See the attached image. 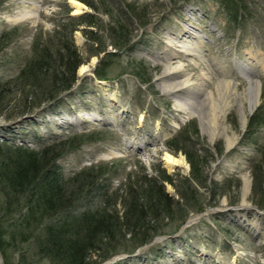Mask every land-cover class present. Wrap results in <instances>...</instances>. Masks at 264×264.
Masks as SVG:
<instances>
[{
  "label": "rangeland",
  "instance_id": "1",
  "mask_svg": "<svg viewBox=\"0 0 264 264\" xmlns=\"http://www.w3.org/2000/svg\"><path fill=\"white\" fill-rule=\"evenodd\" d=\"M78 1L85 6L80 15H92L94 24L72 20L77 14L69 0H0V143L64 146L57 151L60 176L98 182L63 219L97 205L121 216L130 186L170 177L166 191L190 214L184 226L178 229L184 214L176 207V221L157 223L164 234L132 254L104 262L94 256L98 264H264V195L254 192L256 175L264 181V0ZM118 39L122 49L113 45ZM63 47L83 60L75 85L23 113L40 89L24 87L19 75L45 50L53 67L43 88L57 89L55 79L60 85L71 78L56 60ZM178 64L182 71L165 77ZM186 78L191 91L167 93L166 83ZM226 82L232 88L225 92ZM257 89L259 103L250 113V92ZM209 94L231 106L214 125H225L227 134L214 140L199 117ZM227 135L236 139L231 147ZM179 148L203 162L207 183L196 186L198 193L184 188L191 165ZM166 154L180 163L168 164ZM201 206L203 212L194 211ZM10 219L2 223L12 225ZM7 243L9 263L0 249L2 264H19L21 255L30 264H52L32 244Z\"/></svg>",
  "mask_w": 264,
  "mask_h": 264
},
{
  "label": "trees",
  "instance_id": "2",
  "mask_svg": "<svg viewBox=\"0 0 264 264\" xmlns=\"http://www.w3.org/2000/svg\"><path fill=\"white\" fill-rule=\"evenodd\" d=\"M90 6L94 8L91 4ZM229 9L231 13V8ZM72 20L94 24L92 15L86 17L79 14L72 17ZM120 29L123 30L124 27ZM122 42L118 39L115 43L113 41V45L122 49L126 45ZM56 60L60 62V68L65 66L62 75H71L66 82L60 81V85H57L58 81L55 79L51 88L57 89L47 91L46 87L43 88L42 82L50 67H53V56L45 50L19 75L17 81L24 83V87L40 89L35 96L29 95L31 102H24L23 113L30 112L40 103L56 99L58 94L54 91L58 90L61 94L75 85L76 72L83 65L77 52L67 47L57 48ZM96 75L98 79L106 80L100 71ZM4 88L0 85L1 99ZM63 147L59 145L55 149L46 146L35 150L24 144L0 143V214H3V220L9 221L11 218L13 223L6 226L0 219V249L8 263L7 240L11 238L12 241L20 239L23 243L32 244L41 257L47 258L52 264H98L92 261L94 256L104 262L118 253L132 254L139 247L149 244L156 236L164 234L157 223L164 217L176 221V207H180L184 214L185 209L181 206L185 205L175 203L165 189L164 183L172 184L170 177L161 180L145 177L139 185L130 186L121 198V216L114 214L107 205H97L85 209L81 214L63 219L72 205L82 201L87 194L99 187L97 181H81L82 175L69 182L60 176L63 172L56 161L61 154L57 151H62ZM179 151L186 155L191 165V175L182 180L184 188L198 193L196 186L203 188L207 183L203 162L193 159L185 148H179ZM255 181L254 192L257 195L260 189V194L264 195V181H259L257 175ZM84 193L86 194L81 198ZM180 195L185 199L183 192ZM259 204L263 207L264 201ZM204 209L201 206L194 211L201 213ZM189 216L186 213L181 217L178 229L184 226ZM19 264L30 263L21 255Z\"/></svg>",
  "mask_w": 264,
  "mask_h": 264
},
{
  "label": "bare ground",
  "instance_id": "3",
  "mask_svg": "<svg viewBox=\"0 0 264 264\" xmlns=\"http://www.w3.org/2000/svg\"><path fill=\"white\" fill-rule=\"evenodd\" d=\"M69 2L75 8L74 9V14H81L83 9L85 8V6L82 3H80L78 0H69ZM186 33H189V32H186ZM190 46L193 49H195V50L197 48V46L196 47H194L193 45H190ZM84 69L85 68H82V71ZM182 69H183V65L182 64H178L176 67H173L171 69L169 68L165 72V77H168V76H171L172 74L181 72ZM230 84H231L230 82H226V84H225V92L228 91V89L231 87ZM165 88H166L167 93H177V92H179L181 90H186V89L191 91L190 90V88H191L190 79L186 78V79H184L182 81H179L177 83H170V84L166 83ZM250 94L252 96V102H251V105H250V113H251L254 110V108L257 107V105L259 103L260 93H259V90L257 89L256 92L254 91V93H253L251 91ZM234 96H236V94ZM214 97L215 96H213L212 94H209L207 96L206 101L204 102L205 108H204V110H202V113L199 114L202 126H203L204 130L207 133H210L211 140H214L215 138H218V137H221L222 135H226L227 134V127H225V125H222L223 127H221V129H219V130H216V127L214 125H216L218 123V118L220 117L219 114H221L222 120H223L226 117V114L228 113V111L230 110V107H231L227 103V100L225 102H223L224 105L221 106L214 99ZM188 103L191 104V101H188L187 103H184V106H188L189 105ZM191 112H192L191 113L192 115H196L197 114V111L192 110ZM241 115H242L241 116V125H242V128L245 129L248 115H247V113L245 111H243ZM226 140H227L228 146L231 147L236 139L232 138V137H229L227 135L226 136ZM165 160H166V162L168 164L174 165V166L178 165L180 163V160L176 159L175 157L171 156L170 154H166ZM0 264H2L1 254H0Z\"/></svg>",
  "mask_w": 264,
  "mask_h": 264
},
{
  "label": "water",
  "instance_id": "4",
  "mask_svg": "<svg viewBox=\"0 0 264 264\" xmlns=\"http://www.w3.org/2000/svg\"><path fill=\"white\" fill-rule=\"evenodd\" d=\"M77 15H79V14H77Z\"/></svg>",
  "mask_w": 264,
  "mask_h": 264
}]
</instances>
